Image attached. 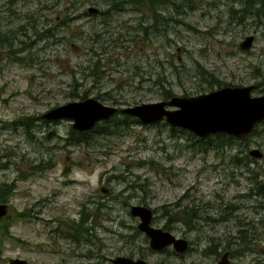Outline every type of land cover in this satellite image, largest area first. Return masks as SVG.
<instances>
[{"label": "rangeland", "instance_id": "obj_1", "mask_svg": "<svg viewBox=\"0 0 264 264\" xmlns=\"http://www.w3.org/2000/svg\"><path fill=\"white\" fill-rule=\"evenodd\" d=\"M174 1L183 12L164 9L168 19L141 30L139 22L147 26L152 20L132 8L102 15L111 0H0V33H14L12 49H0V184L14 185L1 202L7 212L0 223L10 220V238L0 236V264L10 258L114 264L117 255L152 264H199L217 261L224 251L234 264H264V198L244 196L254 185L247 167L230 162L236 148L204 152L194 137L173 133L164 121L132 119L71 144V120L40 117L84 94L117 107L161 100L153 84L158 72L174 94L186 96L211 90L200 86L201 66L229 86L264 79V17L237 25L229 22L228 8H238L239 0H192V7ZM89 6L100 11L89 13ZM248 34L255 40L243 50L239 44ZM262 92L253 89L252 95ZM27 115L35 116L30 134L21 124L11 125ZM258 125L263 132L264 123ZM259 134L248 143L264 152ZM254 160L250 167L264 182V158ZM41 162L47 168H34ZM88 201L102 205L88 220L94 227L87 238L77 242L56 231L78 220ZM175 202L194 203L207 218L196 219L193 230L174 225L173 233L188 240L182 254L171 247L153 250L129 207L147 203L156 209L153 226L163 227L161 208ZM247 228L251 240L244 244L235 237ZM217 241L220 254H211L208 245Z\"/></svg>", "mask_w": 264, "mask_h": 264}, {"label": "water", "instance_id": "obj_2", "mask_svg": "<svg viewBox=\"0 0 264 264\" xmlns=\"http://www.w3.org/2000/svg\"><path fill=\"white\" fill-rule=\"evenodd\" d=\"M90 13L97 12L94 6L88 7ZM254 35L248 34L240 42V48L249 49ZM255 84L244 86H221L197 95H173L150 103L117 107L105 105L98 99L87 97L83 100L70 101L53 107L43 113L46 120L69 119L71 127L77 131H88L97 122L107 120L115 114H127L136 117L145 124L164 121L171 127H180L204 138L213 133H225L237 138L247 136L256 125L264 120V91L260 95H252ZM249 154L261 158L263 152L253 147ZM6 203H0V217L7 212ZM132 216L138 218L137 228L149 239L153 250L171 247L176 253L182 254L188 247V240L177 237L170 231L153 226V209L143 204H132L129 207ZM114 264H152L142 258L117 255L111 258ZM8 264H29L23 258H10ZM199 264H231L228 251H224L213 263Z\"/></svg>", "mask_w": 264, "mask_h": 264}, {"label": "trees", "instance_id": "obj_3", "mask_svg": "<svg viewBox=\"0 0 264 264\" xmlns=\"http://www.w3.org/2000/svg\"><path fill=\"white\" fill-rule=\"evenodd\" d=\"M188 2V6L192 7L190 2L192 0H186ZM181 3L175 2L174 0H111L108 7L101 11L102 15H106L109 13L110 9H126V8H132L136 11L142 12L143 15L147 16L149 19L152 20V23L148 24L147 26H144L142 23L139 22L138 26L141 30H146L147 28H155L157 21H162V19H168L166 16L163 15L162 11L164 9L169 8L171 11L174 9L179 14L182 11L180 9ZM228 12L230 18L229 22H232V24H246V21L251 19H257L261 20L264 17V0H239V7L234 8L231 6L228 8ZM227 12V13H228ZM172 16V15H171ZM172 17L170 18V20ZM188 28H191L190 24H188ZM228 28V26L226 27ZM14 33L12 32H4L0 33V49H12V35ZM11 52V51H10ZM98 66V61L95 63V67ZM202 66L197 69V73L199 76V80L202 82L200 85L203 87L204 85L208 86L209 88H213L214 86L220 87L222 85H229L231 83H224L220 80H218L215 77V74L212 71L206 70L202 68ZM201 69V70H200ZM154 86H156V90L160 93L163 99H167L174 95L172 89L170 87H167L164 84V78L163 75H161L160 72H158L156 80L154 81ZM258 86L264 87V82H258ZM80 96V95H79ZM87 97L86 94L81 95L80 98L83 99ZM34 115H27L22 119V123H18L17 121H14L11 123L12 126H15L17 124H21L24 126L28 133L30 134L29 127L31 124H34ZM132 119L133 121H138V119L128 116V115H114L110 119L102 121L97 123L92 129L88 131H76L74 129H70L69 136L66 138V140L71 142V144H81L88 142L89 139H93L94 135H102L109 132V126L112 123H117L120 121L121 124L127 125L128 121ZM262 125V124H261ZM258 126V127H257ZM253 131L250 133L249 136H246L242 139L235 138L231 135H227L225 133H214L212 135H208L205 138H200L198 136H194L193 133L190 131L184 129L180 130L177 129L178 127H171L170 130L173 131H181L182 133H186L187 135H190V138L194 137L196 139V143L198 147H201L203 151L208 150H215L220 151L221 149L226 148H243L244 144L248 141L249 137L253 134H257L260 132L259 137L261 141L264 143V131L262 132L260 130V125H257ZM248 143V142H247ZM243 144V145H242ZM249 144V143H248ZM238 146V147H237ZM233 157H236L234 159ZM240 156L238 154H234L230 157V162L235 163L236 165H242L246 166L247 163L251 162L249 159H247L246 164L243 161H240ZM34 168H38L37 170H43L47 168L46 165H44L42 162L40 165L37 164V166H34ZM252 180L254 184L257 185L258 194H261L264 196V182L263 181H257L253 177H248ZM136 183L131 184V187H141L142 185H135ZM14 185L9 183H1L0 184V203L1 202H7L10 198V195H12ZM101 205L99 201L95 204V202H85L83 203V211L81 212L78 220H71L70 222H64V226L59 227L56 229L64 230L66 231L67 235L75 240L80 241V238H87V233H89L90 229H92L94 226L89 227L87 225L89 218H92V222L94 221L95 216H98L99 211L101 210ZM144 205H147V203H144ZM96 210V211H95ZM228 211L227 206L223 209V211ZM154 212H156V209H154ZM22 214L18 212L15 215V218H19ZM223 216V214L221 215ZM161 217L165 220L164 222V228L169 230H174L173 227L175 224L180 223L183 224L185 227H187L189 230H193L191 228L195 227L196 219L203 218L206 219V216H200L198 212V207L196 204H185L182 205L181 203H173L170 205H164L161 208ZM5 219V218H3ZM2 219H0L1 221ZM6 222L0 223V236L1 237H9L8 234V227L10 225V220L5 219ZM135 228V227H133ZM250 229L247 228L246 230H239L238 234L235 238H238L240 241L242 240L244 244H248L251 240V237L248 238V231ZM229 242V241H227ZM222 245V242H212L208 245V250L211 254L218 255L220 254L219 247Z\"/></svg>", "mask_w": 264, "mask_h": 264}, {"label": "flooded vegetation", "instance_id": "obj_4", "mask_svg": "<svg viewBox=\"0 0 264 264\" xmlns=\"http://www.w3.org/2000/svg\"><path fill=\"white\" fill-rule=\"evenodd\" d=\"M262 77H263V75H262ZM261 80H264V79H260V81L259 82H261ZM256 86H255V89L254 90H259V91H264V87H260V86H258V83L257 84H255ZM263 93V92H262ZM263 123H264V121H263ZM250 135V134H249ZM249 135H247V136H249ZM246 137V136H245ZM244 138V137H243ZM250 138V137H249ZM239 139H242V138H239ZM248 141H249V139H248ZM247 141V142H248ZM245 143L244 144V147L243 148H238V149H236V151L232 154V155H234L235 153L236 154H238L239 156H240V161H243L245 164H246V161H247V159H249V161H251V162H249V163H247L246 164V166L245 167H247V179L248 180H250L251 182H252V180L251 179H249L248 177L250 176V177H253V178H255L257 181H261L260 180V178H259V176H261V174L259 173H254L253 171H252V168L250 167L251 166V163H253L255 160H254V158L255 157H253V156H251L250 154H249V150H250V148H252L248 143ZM260 149V148H259ZM261 150V149H260ZM262 151V150H261ZM263 152V151H262ZM234 159H236V157H233ZM262 158H264V152H263V156L261 157V158H259V159H262ZM258 159V158H257ZM233 163V162H232ZM235 166H236V164L235 163H233ZM253 183V182H252ZM253 185H254V187L253 188H251V191H250V193L249 194H245L244 196H249V195H260V197H262V198H264V196H262L261 194H258V189H257V185L256 184H254L253 183ZM259 208H262L263 207V204L259 201ZM153 211H154V209H153ZM153 224V223H152ZM163 230H169V229H165L164 228V225H163V227H161ZM132 230H136V228H132ZM137 231V230H136ZM139 231V230H138ZM170 231H172L173 232V230H170ZM231 264H234V263H232L231 262Z\"/></svg>", "mask_w": 264, "mask_h": 264}]
</instances>
